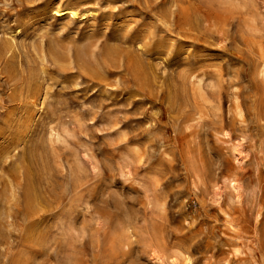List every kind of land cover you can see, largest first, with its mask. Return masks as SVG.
I'll return each instance as SVG.
<instances>
[{
    "label": "rangeland",
    "instance_id": "obj_1",
    "mask_svg": "<svg viewBox=\"0 0 264 264\" xmlns=\"http://www.w3.org/2000/svg\"><path fill=\"white\" fill-rule=\"evenodd\" d=\"M0 264H264V0H0Z\"/></svg>",
    "mask_w": 264,
    "mask_h": 264
},
{
    "label": "bare ground",
    "instance_id": "obj_2",
    "mask_svg": "<svg viewBox=\"0 0 264 264\" xmlns=\"http://www.w3.org/2000/svg\"><path fill=\"white\" fill-rule=\"evenodd\" d=\"M101 1V0H100ZM165 1V0H164ZM167 1V0H166ZM72 3V2H71ZM70 3V4H71ZM72 6H74V5H72ZM55 8V7H54ZM57 8V7H56ZM81 8V7H80ZM85 8V7H84ZM77 10L78 9H74V8H65V9H63V8H58V9H56L55 10V13L54 14H56V15H58V16H65V15H70V16H72V17H76L79 13L77 12ZM87 13H89V12H87ZM90 14V13H89ZM80 15V14H79ZM86 18V17H85ZM73 19V18H72ZM209 20V19H208ZM61 45V44H60ZM99 45V44H98ZM54 47V46H53ZM75 47V46H74ZM98 48H99V46H97ZM117 47V46H116ZM60 48V47H59ZM100 49V48H99ZM52 50V49H51ZM55 50H56V46H55ZM54 50V51H55ZM69 50V49H68ZM95 50H97L96 48H95ZM58 51V50H57ZM74 51V50H73ZM52 52V51H51ZM95 52V51H94ZM98 53H99V51H98ZM121 53V52H120ZM51 54H53V52L51 53ZM93 54V53H92ZM126 54V53H125ZM68 55V54H67ZM121 55V54H120ZM53 56V55H52ZM89 56V55H88ZM130 56V55H129ZM85 57V56H84ZM91 57H92V55H91ZM95 57H96V54H95ZM115 57H117V55L115 56ZM120 57V56H119ZM98 58V57H97ZM129 58V57H128ZM107 59V58H106ZM114 59H116V58H114ZM113 59V60H114ZM77 61V60H76ZM124 61V60H123ZM92 62V61H91ZM118 62V61H117ZM95 63V62H94ZM97 63V62H96ZM124 63V62H123ZM131 63V62H130ZM87 64V63H86ZM119 65V64H118ZM29 66H31V64H29ZM75 66H76V64H75ZM111 66V65H110ZM127 66V65H126ZM32 68V67H31ZM83 68V67H82ZM89 68V67H88ZM131 68V67H130ZM78 69V68H77ZM84 69V68H83ZM93 69V68H92ZM110 69V68H109ZM111 69H113V68H111ZM115 69V68H114ZM79 70V69H78ZM80 70H81V68H80ZM95 71V70H94ZM96 71H97V69H96ZM79 72H81V71H79ZM93 73H95V72H93ZM83 74H84V72H83ZM97 74H99V73H97ZM85 75V77L87 76L86 74H84ZM94 76V75H93ZM97 76V75H96ZM99 76V75H98ZM37 77V76H36ZM88 77V76H87ZM90 79V78H89ZM93 79V78H92ZM95 80V79H94ZM99 80V79H98ZM100 80H102L101 78H100ZM99 80V81H100ZM93 82H95V81H93ZM98 82V81H97ZM234 184H235V182H234ZM235 186V185H234ZM233 186V187H234ZM236 188V187H235Z\"/></svg>",
    "mask_w": 264,
    "mask_h": 264
}]
</instances>
